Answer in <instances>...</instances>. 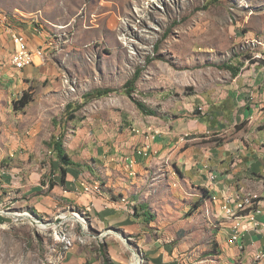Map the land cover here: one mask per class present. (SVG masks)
Segmentation results:
<instances>
[{"label": "crops", "instance_id": "0c3cea01", "mask_svg": "<svg viewBox=\"0 0 264 264\" xmlns=\"http://www.w3.org/2000/svg\"><path fill=\"white\" fill-rule=\"evenodd\" d=\"M109 16L114 29L116 16ZM10 17L11 29L26 38L31 51L43 49L44 56L40 63L16 69L11 64L15 46L10 31L0 26V164L8 162L0 168V205L24 204L39 218L74 210L102 233L99 240L107 238L102 249L91 243L72 247L61 264H129V249L108 235L110 230L133 241L144 264H264L255 261L256 254H264V228L245 230L231 243V221L221 213L225 201L254 193L261 211L257 219L264 223V132L258 130L264 117L257 109L214 104L205 116L191 109L183 117L172 111L162 117L136 113L130 130L122 127L123 118L113 119L116 105L100 109L73 126L71 140L63 142L76 166L68 167L62 180L54 149L40 148L56 137L51 133L60 98L52 82L59 75L50 34L54 31L38 21ZM24 93L31 95L30 103L16 107ZM147 147V157L135 155ZM24 148L36 150L38 159L53 160L51 188L39 183L44 172L34 177L24 172L26 165L13 166L17 159L26 161ZM126 158H134L135 164L130 166ZM96 184L102 187L100 194L84 191ZM13 199L20 200L10 202ZM191 239L209 243L193 249Z\"/></svg>", "mask_w": 264, "mask_h": 264}, {"label": "rangeland", "instance_id": "374dc122", "mask_svg": "<svg viewBox=\"0 0 264 264\" xmlns=\"http://www.w3.org/2000/svg\"><path fill=\"white\" fill-rule=\"evenodd\" d=\"M0 15L38 21L48 32L54 31L50 34L57 49L54 63L59 75L52 82L58 85L54 91L60 98L55 102V130L51 133L61 136L63 142L71 140L76 130L73 126L80 125L87 115H97L100 109L116 105L111 109L113 119L123 118L126 130L131 129L136 113L150 116L125 97L124 85L137 70L132 97L156 117L170 111L183 117L189 109L205 116L214 104L223 109L251 106L264 117V0H0ZM109 15L116 16L114 29ZM225 65L240 69L238 76L234 78ZM66 78L75 80L73 92L64 84ZM107 88L115 90L113 97L84 98L96 89ZM236 99L234 106L230 101ZM82 103L85 106L77 110ZM260 126L258 130L264 132V124ZM43 145L40 148L44 150L49 146ZM22 153L26 161L17 159L13 166L24 169L26 165L24 172L34 177L44 172L40 182L38 178L35 181L50 186L55 173L53 160L38 159L36 150L28 148ZM5 161L0 168L8 167ZM23 205H0V264H50L56 256L53 249L58 250V231L73 225L77 233L83 232L80 225L63 221L59 217L62 212L55 218H39ZM23 212L35 216L48 229L30 219L15 220L6 215ZM87 229L92 236L102 234L89 220ZM106 239L91 238L88 244L102 249ZM191 240L193 249L209 243ZM130 244L136 248L133 241ZM125 253L128 263L131 252Z\"/></svg>", "mask_w": 264, "mask_h": 264}, {"label": "built area", "instance_id": "2783aa9c", "mask_svg": "<svg viewBox=\"0 0 264 264\" xmlns=\"http://www.w3.org/2000/svg\"><path fill=\"white\" fill-rule=\"evenodd\" d=\"M9 19H11L10 16L0 15V26L10 31V37L15 46V51L11 58V64L16 69H23L26 66L34 65L35 61L37 60L41 61L44 56L43 49L31 51L28 48L26 38L22 34L11 29ZM63 81L64 84H67L70 87V91L73 92V86H75L76 84L75 80L66 78ZM135 155L147 157L149 155V148L147 147V149H138L135 151ZM125 161H127L130 166H133L135 164L134 158H126ZM2 175L3 173L0 171V178H2ZM84 191H92L96 194H100L102 192V187L99 184L88 185L84 188ZM258 199V195L254 193L240 194L235 199H229L225 201L222 205V217L226 220L231 221V243H237L245 230L251 229L257 231V229H259L260 227L262 229L264 228V223L259 222L257 219V216L261 214L258 205ZM81 215L87 222L88 218L84 214ZM29 219H33L37 223H40V221L35 216H32L30 214ZM91 238L99 240V236H92L89 233L87 235L84 232L77 233L73 225L65 228L62 231H58L55 235V244L58 250L53 249V252L56 254V256L50 264H61L64 258V253L67 250L76 245H89L88 242ZM262 260L264 261V254L258 253L255 255V261Z\"/></svg>", "mask_w": 264, "mask_h": 264}, {"label": "trees", "instance_id": "16d2710c", "mask_svg": "<svg viewBox=\"0 0 264 264\" xmlns=\"http://www.w3.org/2000/svg\"><path fill=\"white\" fill-rule=\"evenodd\" d=\"M225 68H227L231 75L236 78L240 72V69L236 68V67H232L229 65H225ZM139 77V71L137 70L133 76L132 79H130L129 81L126 82V84L124 85V91L126 93V96L135 104V106L138 108V110H140L142 113H145L147 115L150 116H155L156 113L153 111L148 110V108L141 103L138 100L133 99L132 97V93L134 92L133 88L135 86V83L137 82V79ZM115 90L113 89H96L94 90L92 93H88L86 95H84V98L87 99H93V98H103V97H107L110 94L114 93ZM31 101V95L29 93H24V95L22 96V98L20 99V101H18L15 105L16 107H20V108H24L26 105H28V103H30ZM86 103H82L77 110H80L81 108H83V106H85ZM71 108L70 105H67L66 107ZM49 147H52L55 151V153L57 154V157L59 159V163H60V175H61V179L64 180L65 176L67 174V168L71 167V166H76L73 161L71 160V158L68 156V154L65 152L64 148H63V139L61 136H56L53 137L51 139V141L49 142ZM53 185L50 184V188ZM136 212V211H135ZM35 215V212L33 213ZM105 264H109L108 261H106Z\"/></svg>", "mask_w": 264, "mask_h": 264}, {"label": "bare ground", "instance_id": "6f19581e", "mask_svg": "<svg viewBox=\"0 0 264 264\" xmlns=\"http://www.w3.org/2000/svg\"><path fill=\"white\" fill-rule=\"evenodd\" d=\"M149 1L154 2L156 0H149ZM6 215L13 217L15 220L22 219V218L23 219H29V214L26 212H23V213H6ZM59 217L65 222H71V223L73 222L74 224L77 223L78 225H80L82 227L83 232L88 234L87 222L81 214H78V213L72 214L71 213L70 215H67L66 213H61ZM31 220H32V222L37 223L33 219H31ZM37 224L41 229H48V226L43 224V223L42 224L37 223ZM107 233L112 234L116 239H118L128 249V246H126L127 244H126L125 240L122 238V236L120 234L114 233V231H111V230L108 231ZM100 237L102 238L103 235L100 234L99 238ZM129 264H141V257L138 256L136 253L131 252Z\"/></svg>", "mask_w": 264, "mask_h": 264}, {"label": "water", "instance_id": "95a60500", "mask_svg": "<svg viewBox=\"0 0 264 264\" xmlns=\"http://www.w3.org/2000/svg\"><path fill=\"white\" fill-rule=\"evenodd\" d=\"M108 234V233H107ZM110 234V233H109ZM108 234V235H109ZM121 236H122V238L126 241V244L128 245V249H129V251H131L132 253H136L138 256H140L141 255V253L139 252V251H137V250H135L132 246H131V244H130V239H128L125 235H122L121 234Z\"/></svg>", "mask_w": 264, "mask_h": 264}]
</instances>
